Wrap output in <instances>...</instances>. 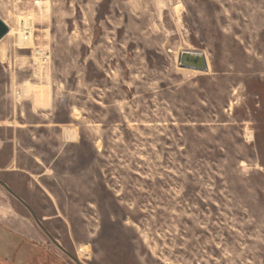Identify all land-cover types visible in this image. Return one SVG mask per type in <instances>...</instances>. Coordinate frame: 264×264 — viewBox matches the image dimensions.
<instances>
[{
  "label": "rangeland",
  "instance_id": "374dc122",
  "mask_svg": "<svg viewBox=\"0 0 264 264\" xmlns=\"http://www.w3.org/2000/svg\"><path fill=\"white\" fill-rule=\"evenodd\" d=\"M0 17V185L35 264H264V0H0Z\"/></svg>",
  "mask_w": 264,
  "mask_h": 264
},
{
  "label": "crops",
  "instance_id": "0c3cea01",
  "mask_svg": "<svg viewBox=\"0 0 264 264\" xmlns=\"http://www.w3.org/2000/svg\"><path fill=\"white\" fill-rule=\"evenodd\" d=\"M6 185L8 188L0 185V264H35V253L26 249L35 240L34 223L28 215L20 214L14 198L23 200Z\"/></svg>",
  "mask_w": 264,
  "mask_h": 264
},
{
  "label": "water",
  "instance_id": "95a60500",
  "mask_svg": "<svg viewBox=\"0 0 264 264\" xmlns=\"http://www.w3.org/2000/svg\"><path fill=\"white\" fill-rule=\"evenodd\" d=\"M8 31L9 25L0 17V39L3 38ZM178 63L179 66L183 68H190L199 71H205L207 69L204 53L199 50L181 51L178 57ZM2 184L7 187L5 183Z\"/></svg>",
  "mask_w": 264,
  "mask_h": 264
},
{
  "label": "built area",
  "instance_id": "2783aa9c",
  "mask_svg": "<svg viewBox=\"0 0 264 264\" xmlns=\"http://www.w3.org/2000/svg\"><path fill=\"white\" fill-rule=\"evenodd\" d=\"M24 34H23V38L24 39H28V37H29V31H28V29H24Z\"/></svg>",
  "mask_w": 264,
  "mask_h": 264
},
{
  "label": "bare ground",
  "instance_id": "6f19581e",
  "mask_svg": "<svg viewBox=\"0 0 264 264\" xmlns=\"http://www.w3.org/2000/svg\"><path fill=\"white\" fill-rule=\"evenodd\" d=\"M86 252H87V251H86V249H85V250H83V253H84V254H86Z\"/></svg>",
  "mask_w": 264,
  "mask_h": 264
}]
</instances>
